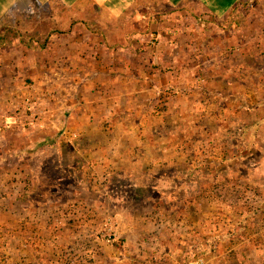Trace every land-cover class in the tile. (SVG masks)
Here are the masks:
<instances>
[{
    "label": "rangeland",
    "instance_id": "374dc122",
    "mask_svg": "<svg viewBox=\"0 0 264 264\" xmlns=\"http://www.w3.org/2000/svg\"><path fill=\"white\" fill-rule=\"evenodd\" d=\"M185 26L152 86H12L0 65V264H264V108L241 107L264 99V0Z\"/></svg>",
    "mask_w": 264,
    "mask_h": 264
},
{
    "label": "crops",
    "instance_id": "0c3cea01",
    "mask_svg": "<svg viewBox=\"0 0 264 264\" xmlns=\"http://www.w3.org/2000/svg\"><path fill=\"white\" fill-rule=\"evenodd\" d=\"M248 1L0 0V65L12 86L18 80L33 86L69 83L82 94L92 86L156 85L158 70L175 68V56L187 45L185 24L193 14L204 25L224 22ZM81 96L70 105L71 114L79 116L91 103ZM224 96L232 106L239 101L235 93ZM252 98L241 107L254 115L264 99Z\"/></svg>",
    "mask_w": 264,
    "mask_h": 264
},
{
    "label": "built area",
    "instance_id": "2783aa9c",
    "mask_svg": "<svg viewBox=\"0 0 264 264\" xmlns=\"http://www.w3.org/2000/svg\"><path fill=\"white\" fill-rule=\"evenodd\" d=\"M190 264H205V260L202 258H199L194 263H190Z\"/></svg>",
    "mask_w": 264,
    "mask_h": 264
}]
</instances>
